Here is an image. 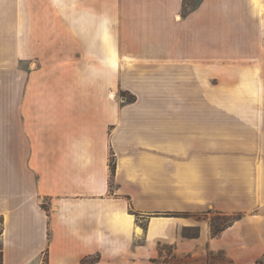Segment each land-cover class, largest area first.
<instances>
[{
	"label": "crops",
	"instance_id": "obj_1",
	"mask_svg": "<svg viewBox=\"0 0 264 264\" xmlns=\"http://www.w3.org/2000/svg\"><path fill=\"white\" fill-rule=\"evenodd\" d=\"M182 9L0 0L4 264H264V0Z\"/></svg>",
	"mask_w": 264,
	"mask_h": 264
},
{
	"label": "rangeland",
	"instance_id": "obj_2",
	"mask_svg": "<svg viewBox=\"0 0 264 264\" xmlns=\"http://www.w3.org/2000/svg\"><path fill=\"white\" fill-rule=\"evenodd\" d=\"M202 0H183L182 16H187L188 13L196 9ZM216 82V81H215ZM10 73H2L0 78V120L9 119V88H10ZM7 111H6V110ZM0 130H4L0 128ZM240 215H220L215 211H211L205 215L212 224L216 226H223L232 219ZM3 225L0 216V248L2 246ZM187 234H196L192 231ZM162 258L159 259L158 264H232L228 256L222 252H214L206 247L197 249L190 254H180L175 250L174 246H161ZM43 264H46V258L43 259Z\"/></svg>",
	"mask_w": 264,
	"mask_h": 264
},
{
	"label": "trees",
	"instance_id": "obj_3",
	"mask_svg": "<svg viewBox=\"0 0 264 264\" xmlns=\"http://www.w3.org/2000/svg\"><path fill=\"white\" fill-rule=\"evenodd\" d=\"M114 169H115V166H114L113 163H111V170H112V173H114ZM224 216H225V215H224ZM239 217H240V216H238V217L232 219L230 222L224 224V225L221 226V227H220L219 225L216 226V225L212 224L214 235L216 236V235L220 234L224 229H226L227 227L231 226V225L233 224V222H234L235 220H237ZM1 219H2L3 229H4V218H3V216H1ZM0 264H4L3 244H2V246H1V248H0Z\"/></svg>",
	"mask_w": 264,
	"mask_h": 264
}]
</instances>
